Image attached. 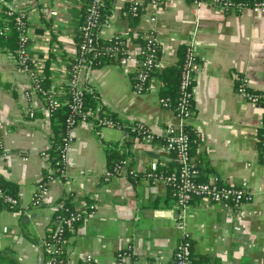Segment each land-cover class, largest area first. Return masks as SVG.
<instances>
[{
    "label": "crops",
    "instance_id": "obj_1",
    "mask_svg": "<svg viewBox=\"0 0 264 264\" xmlns=\"http://www.w3.org/2000/svg\"><path fill=\"white\" fill-rule=\"evenodd\" d=\"M134 1L144 6L132 25L126 10ZM81 2L25 3L32 12L39 10L38 15L30 14V55L44 74L48 63L50 83L61 90L77 56ZM45 7L51 9L50 17L42 10ZM3 9L0 0V21ZM107 11L98 36L108 41L120 34L136 48L140 42L134 39L149 29L159 45L161 70L176 64L179 48L193 41L194 113L187 127L199 146L191 160L197 161L206 180L245 183L253 200L228 209L194 199L185 212L184 227H179L177 203L160 176L178 168L179 162L158 144L163 128L177 124V119L172 109L160 105L158 92L133 91L136 66L130 60L125 66L105 61L81 72L89 89L87 104L101 107L122 125L78 122L63 175L51 180L40 202L32 204L48 168L42 152L60 122L58 116L46 115L40 96L27 94L30 80L18 67L10 43L0 38V178L16 186L18 197L16 208L0 204V264H39L40 241L61 198L84 213L63 245L69 264H81L85 255H91L94 264H117L127 248L126 264H172L182 234L192 242L193 264H264V159L260 156L264 109L235 92L237 78L252 90L264 91V13L256 15L248 9L224 13L191 0H160L156 7L145 0H111ZM151 15L154 22L149 21ZM161 70L155 74L158 86ZM134 122L150 126L157 139H138L130 130ZM111 150L124 155L125 165L136 177L125 166L126 173L106 176ZM90 205H94L91 212Z\"/></svg>",
    "mask_w": 264,
    "mask_h": 264
},
{
    "label": "built area",
    "instance_id": "obj_2",
    "mask_svg": "<svg viewBox=\"0 0 264 264\" xmlns=\"http://www.w3.org/2000/svg\"><path fill=\"white\" fill-rule=\"evenodd\" d=\"M27 0H2L6 5L3 9V25L0 27V35L7 37L13 31L17 32L18 50L16 62L20 70L27 75L30 80V90L27 94L38 95L43 101L44 112L49 117L61 105H66L69 114L65 119L66 134L62 138L63 143L60 149L59 159L56 165H61V169L53 168L50 165L47 154L42 152V156L47 161L48 182H38L36 193L32 197V204L40 202L42 194L46 191L48 183L54 178H58L64 173V165L67 153L73 142L72 129L78 122H92L99 127H119L122 124L110 114L102 111L99 107H86V95L88 88L81 81V72L90 69L93 58L104 56L106 60L117 61L120 66L127 65L130 60H135L136 72L132 82V89L137 94L148 92H158L159 86L155 83V73L161 70L162 64L158 54L159 45L152 31L145 30L141 36L143 42L138 43L136 48H131L127 41L121 40L122 35L116 34L112 37L114 42L104 47L101 51H93L96 43L98 31L96 28L101 23L100 10L107 2L111 0H89L85 5L84 19L80 27L82 42L77 49V62L68 72L67 90H61L54 85L44 86L43 79L45 74L42 66L34 62L30 55L29 42L32 35L30 27V14L38 15L39 10H32L26 5ZM147 4L158 6L160 0H145ZM195 5L209 4L212 7L224 13H239L245 9L251 10L254 14L264 13V0H253V3L246 4L240 0H191ZM81 5V3H80ZM143 3L134 1L130 7L129 16L140 17L143 10ZM46 16L52 15L51 9L45 7L42 9ZM41 11V10H40ZM155 15L149 17L150 22H154ZM193 41L186 45V55L181 74L180 87L183 91V98L178 103V113H175L177 124H168L163 128L164 136L158 144L167 152L173 153L175 159L179 162L178 168L162 173L160 176L166 185L170 188L172 197L177 203L179 210V227H184V215L194 199H203L214 204L222 205L228 209H237L242 204L253 200L252 193L247 189L245 183L233 184L221 181L218 178H211L205 181L197 180V169L189 156L190 137L184 130L193 116L188 98L193 97L194 73L197 69L196 58L194 54ZM91 54V56H88ZM235 86L236 94L244 97L248 101L256 104H262L259 95L250 92L246 82L242 78H237ZM65 97V100L62 98ZM159 103L162 107L170 108V102L166 98L159 97ZM33 116V112H30ZM75 117L78 121L75 122ZM264 127V122H263ZM130 130L135 133L138 139L142 141H154L157 139L156 132L145 123L134 122L130 125ZM1 145V142H0ZM2 148V145H1ZM260 156L264 159V133L261 140ZM125 160L106 176L120 175L126 173L124 170ZM58 171V174H52ZM128 174L136 177L134 170H129ZM0 202L8 205L9 209L18 206V198L0 188ZM89 211L94 210V205H90ZM60 210L66 211L63 202L55 204V212L52 217L51 227L48 233L41 239L42 258L39 264H69L64 253L63 245L66 242L67 235L84 217L82 209L72 208L71 211L59 213ZM129 248L119 254L117 264H126L129 258ZM81 264H94L91 255H85ZM150 264H158L151 261ZM172 264H193L192 245L186 234H182L178 240L173 253Z\"/></svg>",
    "mask_w": 264,
    "mask_h": 264
},
{
    "label": "trees",
    "instance_id": "obj_3",
    "mask_svg": "<svg viewBox=\"0 0 264 264\" xmlns=\"http://www.w3.org/2000/svg\"><path fill=\"white\" fill-rule=\"evenodd\" d=\"M81 1H82L81 2V8L78 10L79 14H80V20L81 21H80L79 25L77 26L76 32H75V38L77 40V46L78 47H79L80 43L82 42V36H81L80 27H81V25L83 23V19H84V12H85L84 8H85V5L88 3L89 0H81ZM240 1H242V2H244L246 4H250V5L253 3V0H240ZM108 3L109 2H107L105 4V6L102 7V9L100 10L101 23L96 28L97 31L99 30L101 24L103 23V20H104L105 16L108 14V11H107ZM131 5H132V2L129 3L126 12H127V16L129 18L130 24L133 25L138 20V17H132V16L128 15ZM4 6H6V5L4 4ZM28 6H29V4H28ZM2 25H3V21H0V27ZM0 38H1V40H4V41L10 43V51L14 55L16 54V58H17V50H18L17 32L13 31V32L9 33L6 38L4 36L0 35ZM121 40L125 41L126 37L122 36ZM134 40L139 41V42H143V39H142L141 35L136 37V39H134ZM113 42H114L113 39L105 41V40H103L102 38H100L97 35L96 36V43H95L94 49H93V51H91V53L94 52V51H101L104 47H106L107 45L112 44ZM158 53H159V49H158ZM178 53H179L178 62L176 64H174V65H170V66L164 67L160 71V73L158 75L159 80H160L159 93H158L159 97L166 98V99L169 100L170 109H172L174 111V114L178 113V110H177L178 103L181 102V100L183 98V95H184L183 91H182V89L180 87V82H181V74H182V70H183V64H184V61H185L186 46L180 47L179 50H178ZM88 56H91V54H89ZM105 61L108 62L109 60H106V57H104V56L96 57L95 59L93 58L92 65L93 66H99L102 63H104ZM76 62H77V58L75 57L74 61L71 62L70 69H71V67L74 66V64ZM112 62H116L117 63V61H112ZM48 66H49L48 63H46V68L44 70L45 71V78L43 79V84L46 87L51 85L50 79H49ZM155 74H157V73H155ZM63 85H64V89L67 90V83L64 82ZM250 92H253V93H256V94H259V95H264V91H257V90L250 89ZM62 100H65V97L62 98ZM260 100L262 102L261 105H262V107L264 109V97H262ZM88 103L89 104H87V97H86V105H87L86 107H91V108L98 107V106H95L94 103H91V102H88ZM188 106H190V110H192V112L194 113L193 97L188 98ZM99 108L102 110L101 107H99ZM68 114H69V109L67 108L66 105H63V106H60L59 108H57L53 112V114L51 116V117L58 116V122H60V125H59L58 129L55 128V136L53 138H51L50 146L48 147V149L45 150V152L47 154V157H48V160L50 162V165L53 168H57L58 167L59 169H61V165H56L55 162L59 159L60 149H61L62 143H63L62 138L66 134L67 127H66L65 119L67 118ZM111 116H113V115L111 114ZM77 121H78V117H75V122H77ZM263 122H264V119H263ZM261 129H262V134H261V137H260V145H261V140L263 138L264 127L262 126ZM184 130L188 133V135L190 137L189 156H190V159H191V157L196 154V149L199 146V140L195 137L194 133H192V131H191V129L189 127H185ZM131 133L134 136L137 137V135L135 133H133V132H131ZM1 155H2V148H1V145H0V156ZM124 159L125 158H124V155L122 153L119 154V152H117L115 150L109 151V153H108V168H107V171L111 172L120 163V161H123ZM192 163L194 164L195 168L197 169V177H196L197 180L205 181L206 179L202 178V176H201V170H200V168H199V166L197 164V161H192ZM125 167L127 168V164L125 165ZM128 169H129V167L126 169V171ZM169 171H172V170H169ZM57 174H58V171H55L52 175L55 176ZM39 182H42V183L48 182V171L47 170L43 173V175L40 178ZM0 188H2L5 191V193L10 194L13 197L18 198L17 197L16 186L12 182L6 181V180L0 178ZM168 189L170 191V194L172 195L171 190H170L169 187H168ZM60 201L64 203V206L66 207V211L67 210L68 211L72 210L73 207L71 206V203L69 202L68 198H61ZM0 204L3 207L8 208V205L6 203L0 202ZM16 207H14V208H16ZM66 211L60 210L59 213L60 212L61 213H65ZM67 234H68V232L66 233V235ZM189 240H190V238H189ZM191 245H192V242H191Z\"/></svg>",
    "mask_w": 264,
    "mask_h": 264
}]
</instances>
